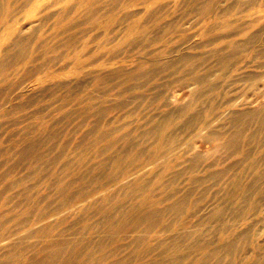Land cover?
Returning <instances> with one entry per match:
<instances>
[{
  "label": "rangeland",
  "instance_id": "obj_1",
  "mask_svg": "<svg viewBox=\"0 0 264 264\" xmlns=\"http://www.w3.org/2000/svg\"><path fill=\"white\" fill-rule=\"evenodd\" d=\"M109 1H11L1 12L0 62L24 54L0 78V264H35L68 242L71 264L88 261L81 242L98 264H264V188L243 197L233 187L245 167L247 180L264 173V158L217 161L211 143L234 111L264 101L253 48L211 58L223 39L242 43L238 32L264 41V0ZM147 14L137 40L132 20ZM156 54L158 73L142 78ZM75 180L70 196L58 190ZM146 198L161 215L151 224L140 218Z\"/></svg>",
  "mask_w": 264,
  "mask_h": 264
},
{
  "label": "bare ground",
  "instance_id": "obj_2",
  "mask_svg": "<svg viewBox=\"0 0 264 264\" xmlns=\"http://www.w3.org/2000/svg\"><path fill=\"white\" fill-rule=\"evenodd\" d=\"M11 1H15V7L14 9H17V6L19 3H23L25 0H0V16L1 12L6 10ZM185 2V0H183ZM199 0H195V3H198ZM119 1L116 0H110L109 4L111 5L113 10H116L117 7H119L118 4ZM159 0L156 1V4H159ZM207 8V5L204 7ZM203 8V9H204ZM150 15H146L143 17V19H133L131 26H130V31L129 35H133L135 39L139 40V37L144 36L146 33L150 31V26L146 24L144 21L149 20ZM142 23V24H141ZM144 25V26H143ZM64 27H68V25H65ZM226 29H234V25L228 23L225 25ZM238 34L242 37V43L237 42L236 40L233 39H223L224 43L227 45L225 49L221 50H216L212 53L211 58L213 57H219L221 61L223 62L225 58L228 57V55L234 54L236 51L239 50H247L250 51L251 48L254 49L255 55L257 58H262L264 57V41L261 36L260 30L257 31L254 35H251L246 32H238ZM42 38V35L40 36ZM39 37V38H40ZM53 38V37H52ZM50 37V41L52 40ZM26 40L18 38L17 46H21L22 42L24 43ZM216 39L210 38L209 42H215ZM28 42V41H27ZM127 44V42H125ZM6 54V53H5ZM8 61L5 59L0 62V78L2 76H6L11 69L12 65L15 62L16 59H19L21 55L24 54V51L22 49H19V51L15 52L12 51L8 53ZM180 57V56H179ZM154 61V64L151 65L149 68L146 70L139 69V75H141L142 78L144 77H150L158 73V65H160V62L162 61V54H156L152 58ZM189 58L187 56H181L178 59V62L188 60ZM171 60V59H168ZM196 59H194L195 61ZM199 60V59H198ZM140 66L142 64H139ZM197 83L200 85V89L198 91V96L202 97L204 96V90L210 86L208 83V78L207 76H199L196 79ZM255 126V127H252ZM262 126H264V101L263 103L258 106L257 108H247L244 109L243 111L238 110L234 111L232 114V117L229 120V126L228 129L226 130H214L212 132L211 136V143L213 144V149H212V155L217 161H222L226 162L229 161L232 157H238L240 158L241 162H248L252 161L254 164L259 163L263 160L264 158V153L263 155L258 158L257 155L259 152L253 153L251 151V145H258L259 147L264 148V144L260 143V140L258 139L259 132H262ZM256 128V129H254ZM158 130V126H154L153 128L150 129L149 132H147L148 135H152L155 133V131ZM254 130V131H253ZM160 140H163L162 137H160ZM29 146H35L33 142H30L26 145L25 149L21 152L20 158L21 157H26L27 154V149ZM248 147V148H246ZM253 153V155H252ZM254 157H257L255 160H253ZM23 158V159H24ZM238 164V163H236ZM219 173V172H215ZM262 173V172H261ZM253 177H250L248 180L247 178L249 177V169L248 167H245L241 169V171L237 174L236 176V182L234 184V188L240 192V195L243 197L247 195V192L253 189H263L264 188V183L263 185L261 184V180H264V173ZM212 174V172L210 173ZM3 176L0 175V179ZM78 180H75L74 183H70L69 185H61L59 187L60 192H67L65 195L70 196L72 188L76 185V182ZM130 182L131 179L127 180L126 182ZM145 201L150 203L151 210L146 212V213H141L140 218L144 220L145 222H148L149 224L154 223L156 220H160L161 215L159 214L160 212L155 210V206L158 203L156 200H151L150 198H146ZM146 202L143 203V205ZM185 204L184 201H177L176 203L173 204L171 209L175 212H177L183 205ZM142 207V206H141ZM142 212L143 210H139ZM71 214L69 210L64 211V214ZM4 218L3 214H0V220ZM57 218H53L52 220H55ZM87 227H90L88 225ZM114 228V227H113ZM176 241H179V238L176 239ZM143 242L142 237H137L136 242H134V246H140ZM68 243H58L53 246V249L48 252V254L42 258L38 263L35 264H68L70 263L71 257L73 258L74 252L72 251V246L71 244ZM81 245H83L86 248V251L88 254H86V258L88 259L87 262H84L85 264H98L97 260L95 263L89 262L90 258V248L89 244L87 242H81ZM6 244L4 242L0 243V249L4 248ZM234 246V245H233ZM147 248H150V246H147ZM235 248V252L231 255H236V252L238 251L239 248ZM18 254L14 255L11 253V258H17ZM84 260H80V262L75 263V264H80ZM99 261V260H98ZM100 262V261H99ZM158 261H156V264ZM28 264H33L32 262H29ZM71 264V263H70ZM245 264H262V262L256 261L254 257H250L248 260L245 261Z\"/></svg>",
  "mask_w": 264,
  "mask_h": 264
}]
</instances>
